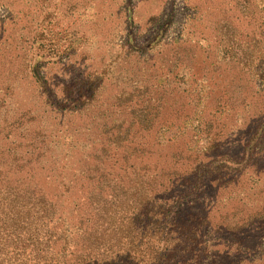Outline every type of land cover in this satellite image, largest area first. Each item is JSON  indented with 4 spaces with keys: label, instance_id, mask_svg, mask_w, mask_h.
<instances>
[{
    "label": "rangeland",
    "instance_id": "1",
    "mask_svg": "<svg viewBox=\"0 0 264 264\" xmlns=\"http://www.w3.org/2000/svg\"><path fill=\"white\" fill-rule=\"evenodd\" d=\"M41 196L64 264L106 210L109 254L264 264V0H0L2 256Z\"/></svg>",
    "mask_w": 264,
    "mask_h": 264
},
{
    "label": "trees",
    "instance_id": "2",
    "mask_svg": "<svg viewBox=\"0 0 264 264\" xmlns=\"http://www.w3.org/2000/svg\"><path fill=\"white\" fill-rule=\"evenodd\" d=\"M35 202L43 205L40 206V211L43 212L42 215L36 216L33 214H28L27 217L22 220L26 225L25 229L29 231L26 236L14 235L13 240L7 241L6 247H8L10 250H13V252L17 251L16 256L9 258H7V256H2V250L0 248V264H64L60 262L58 258H54L52 254H50L51 247L57 242L56 238L54 240H50L48 238L56 237L57 233L47 232L50 227L51 231L55 228L50 224L52 207H50V204L42 199V196L41 198H36ZM26 203L33 204L31 203V201H28ZM30 209L33 210V208ZM100 217L102 221L93 225L96 230L88 233L90 238H88V251L85 253H80L78 256L72 258V262L70 264H171L169 262L171 250L166 240L161 236H159L160 238L156 239L157 243H161L160 246H158L156 249L151 246L147 248V250H149L148 253L151 254L145 258H129L131 255L122 256L123 254L120 255L119 253L109 254V247L106 245V243L108 242V235L110 236L112 232L111 228L117 226L114 229L116 231L115 234L118 235L124 231V226L119 227L118 224L116 225L115 223L117 220H115V222L108 221L107 218L110 217L107 210L104 213L101 212ZM18 219H20V216L18 217ZM39 221L43 222L44 225L39 226ZM41 229L43 230L41 231ZM0 233L13 236L15 230L6 228V226H0ZM114 243L115 244L110 243V246L111 248L113 246H118L117 251L115 250V252H118L119 246L120 244H122V241L117 240ZM135 243L128 244L133 245ZM0 245L5 246L4 244ZM27 247H31V249L37 250L38 253H29L28 257L22 256L19 250H24ZM135 248L139 249V242H137ZM52 257L54 258V262H52ZM174 257L175 256H171V258L173 259Z\"/></svg>",
    "mask_w": 264,
    "mask_h": 264
}]
</instances>
